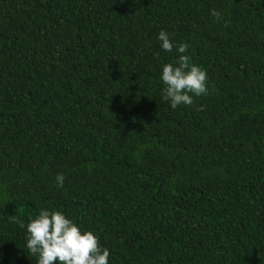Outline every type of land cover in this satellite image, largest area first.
I'll return each instance as SVG.
<instances>
[{
    "label": "trees",
    "instance_id": "16d2710c",
    "mask_svg": "<svg viewBox=\"0 0 264 264\" xmlns=\"http://www.w3.org/2000/svg\"><path fill=\"white\" fill-rule=\"evenodd\" d=\"M162 29L207 72L191 106ZM40 209L109 264H264V0H0V264H36Z\"/></svg>",
    "mask_w": 264,
    "mask_h": 264
},
{
    "label": "clouds",
    "instance_id": "9594fccd",
    "mask_svg": "<svg viewBox=\"0 0 264 264\" xmlns=\"http://www.w3.org/2000/svg\"><path fill=\"white\" fill-rule=\"evenodd\" d=\"M211 15L219 17L220 13L211 10ZM157 39L163 51L175 49L178 57L173 63L162 66V99L169 102L172 109L191 106L193 97L208 94L206 70L192 63L185 54L189 48L187 43L175 44L163 29ZM64 180L65 176L58 174L56 186L63 188ZM21 227L26 228V247L37 257L36 264H109L110 251L99 244L98 236L82 229L62 210L40 209L37 215L29 217L26 225L21 223Z\"/></svg>",
    "mask_w": 264,
    "mask_h": 264
}]
</instances>
